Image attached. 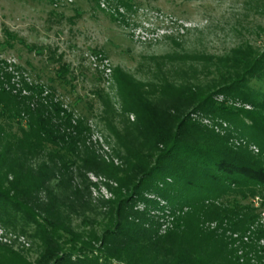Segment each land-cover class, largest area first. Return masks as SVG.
I'll return each mask as SVG.
<instances>
[{
	"label": "trees",
	"instance_id": "16d2710c",
	"mask_svg": "<svg viewBox=\"0 0 264 264\" xmlns=\"http://www.w3.org/2000/svg\"><path fill=\"white\" fill-rule=\"evenodd\" d=\"M106 2L117 12L135 4ZM219 64L213 88L155 87L118 71L136 120L117 133L126 153L116 167L98 160L85 119L52 87L0 58V225L21 220L42 248L31 261L0 243V264H264V89L252 85L264 83V52L240 47ZM213 89L240 106L217 105ZM190 106L230 127L220 135L193 122L183 116ZM90 171L117 186L103 220L80 230L72 215L88 225Z\"/></svg>",
	"mask_w": 264,
	"mask_h": 264
},
{
	"label": "rangeland",
	"instance_id": "374dc122",
	"mask_svg": "<svg viewBox=\"0 0 264 264\" xmlns=\"http://www.w3.org/2000/svg\"><path fill=\"white\" fill-rule=\"evenodd\" d=\"M133 1L131 10L120 7L117 12L106 0L100 7L91 0H0V58L34 84L52 87L64 105L85 119L87 146L98 160L116 167L123 166L126 153L117 133L125 134L136 120L134 112L124 111L118 71L155 87L168 82L213 88L224 57L247 46L264 52V0ZM62 63L70 66L65 78L58 72ZM252 85L264 89L262 82ZM207 92L217 105L240 106V100L221 91ZM185 109L183 116L217 134L230 127L203 108ZM86 177L94 209L87 213L86 226L82 216L72 215L80 230L103 220L102 201L113 199L110 186H117L100 171ZM32 233L21 220L2 224L0 243L34 261L42 248Z\"/></svg>",
	"mask_w": 264,
	"mask_h": 264
},
{
	"label": "built area",
	"instance_id": "2783aa9c",
	"mask_svg": "<svg viewBox=\"0 0 264 264\" xmlns=\"http://www.w3.org/2000/svg\"><path fill=\"white\" fill-rule=\"evenodd\" d=\"M263 215H264V212H263Z\"/></svg>",
	"mask_w": 264,
	"mask_h": 264
}]
</instances>
